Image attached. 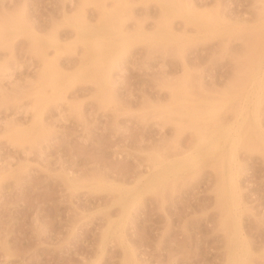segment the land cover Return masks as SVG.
<instances>
[{
  "label": "rangeland",
  "instance_id": "rangeland-1",
  "mask_svg": "<svg viewBox=\"0 0 264 264\" xmlns=\"http://www.w3.org/2000/svg\"><path fill=\"white\" fill-rule=\"evenodd\" d=\"M104 1L121 15L129 31L141 26L156 31L162 18L156 0ZM193 1L200 7L219 4L232 20L252 21L262 6L261 0ZM95 4L91 0H0V24L24 16L47 34L60 25L57 34L62 42L75 43L58 57L63 72L74 80L65 82L60 92L46 87L51 99L39 128L32 124L33 111H23L37 86L32 88L28 79H37L38 48L20 30L0 45V66L11 73L0 81V264H123L127 245L136 249L141 264H226L228 237L222 209L216 204L211 166L203 165L168 186L163 204L153 192L146 193L126 220V241L110 234L103 253L102 231L110 217L121 213L116 192L85 185L73 188L67 178L80 184L114 179L131 186L148 171L155 144L177 143L172 150L188 145L192 138L188 128L179 135L173 123L165 130L157 126L158 108L170 99L166 84L181 79L186 60L208 88L222 90L246 58L245 34H233L227 44L222 37L185 42L182 55L176 43L134 42L114 59L112 91L102 94L91 76L78 74L82 44L64 20L65 14L73 15L84 6L96 21L92 18ZM171 24L176 36L189 34L182 17H173ZM48 52L54 56L53 48ZM234 105L235 101L227 104L221 115H231ZM260 120L264 127V104ZM14 126L28 132L16 144L9 138ZM238 154L244 166L240 183L248 208L242 224L252 250L249 264H264V152L242 146Z\"/></svg>",
  "mask_w": 264,
  "mask_h": 264
},
{
  "label": "bare ground",
  "instance_id": "bare-ground-1",
  "mask_svg": "<svg viewBox=\"0 0 264 264\" xmlns=\"http://www.w3.org/2000/svg\"><path fill=\"white\" fill-rule=\"evenodd\" d=\"M91 1L96 3L97 12L92 15V18H97L96 21L89 18L84 6L73 15L65 14L64 20L75 29L76 40L82 44L78 74L91 76L98 83L102 94L112 91L114 59L137 41L162 45L176 43L182 55L181 45L185 42L194 43L222 37L227 44L233 34L239 37L244 33L247 47L246 58L239 63L237 75L222 90L208 88L195 76L186 60L183 62L185 73L181 79H172L166 84L170 90V99L158 108L157 126L160 130H165L168 123H173L179 135L185 127L188 128L192 137L188 145L172 150L177 148V143L167 146L155 144L149 158L148 171L140 174L131 186L114 179L91 180L80 184L74 178H67L69 186L73 188L85 185L90 189L104 187L116 192V202L121 206V213L118 218L108 219L102 231L101 252L105 251L110 234L116 235L122 242L126 241V220L146 193L153 192L163 204L168 186L173 187L177 180L192 175L203 165H209L215 171V199L222 209V225L228 237L226 264H249L252 250L242 224L243 211L248 208L240 183L244 166L238 153L242 146L264 152V127L260 120L264 104V0H261L262 6L252 21L244 17L232 20L220 11L219 4L215 7H200L193 0H156L161 5L162 18L157 30L152 32H147L142 26L132 31L126 30L121 15L108 9L104 0L99 3V0ZM175 16L185 20V30L189 32L187 36L175 35L171 24ZM59 27L60 25H56L48 34L42 33L24 16L0 24V45L7 43L9 36L20 30L30 38L40 53L41 66L39 69V66L36 67L37 79L27 78L30 85L33 83L32 88L37 84L35 91L31 93L34 98L31 103L28 99L30 104L25 107L23 105L24 110L22 109L28 113L33 111L32 124L35 128L43 127L42 114L51 99L46 87L51 86L60 92L65 82L74 80L58 64L59 55L67 47L75 45L62 42L57 34ZM50 48L54 49L53 57L49 56ZM165 69L164 71L167 70ZM8 75H11L8 68L0 66V81L6 76L8 78ZM2 91L0 86V93ZM234 101L231 115H221L222 108ZM56 103L62 113L64 109L60 106L61 103ZM23 129L17 126L9 129V138L13 144L28 133ZM123 264H141L136 249L131 245L126 246Z\"/></svg>",
  "mask_w": 264,
  "mask_h": 264
}]
</instances>
